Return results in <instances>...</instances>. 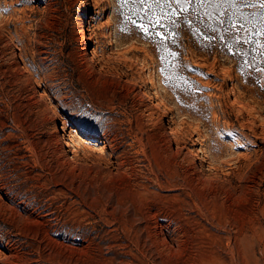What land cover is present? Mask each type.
I'll list each match as a JSON object with an SVG mask.
<instances>
[{
  "label": "rangeland",
  "instance_id": "1",
  "mask_svg": "<svg viewBox=\"0 0 264 264\" xmlns=\"http://www.w3.org/2000/svg\"><path fill=\"white\" fill-rule=\"evenodd\" d=\"M260 69L261 0H0V264H264Z\"/></svg>",
  "mask_w": 264,
  "mask_h": 264
},
{
  "label": "bare ground",
  "instance_id": "2",
  "mask_svg": "<svg viewBox=\"0 0 264 264\" xmlns=\"http://www.w3.org/2000/svg\"><path fill=\"white\" fill-rule=\"evenodd\" d=\"M90 39V38H89ZM46 94V93H45ZM59 129H60V131L62 130L65 134L64 135H62V137H60L59 138V142L60 143H63L62 145H64L63 146V148L64 147H66V148H68L69 150H68V153H70V147H72V145H73V142H67L66 141V132H67V124H65L64 122H63V127L61 128V127H59ZM59 129H58V132H59ZM73 129V128H72ZM71 130V129H70ZM69 131V130H68ZM71 134V133H70ZM72 136L74 135V134H71ZM68 137V136H67ZM69 138V137H68ZM115 144V143H114ZM113 143H110V147H108L107 145H104V147H102V149L100 150L101 151V153L102 154H104L105 155V153L107 152V149L108 148H111V149H114L115 148V145H114ZM61 149V150H64V149ZM64 152H66V156H67V151H66V149L64 150ZM114 153V152H113ZM110 156V155H109ZM68 157V156H67ZM64 158V157H63ZM69 158V157H68ZM65 159V158H64ZM118 165V164H117ZM202 170V169H201ZM211 176V175H210ZM49 217V215H45L43 218H42V220H44V222H46L45 221V219L46 218H48ZM30 219V218H29ZM48 220V219H47ZM40 223V222H39ZM43 223V222H42ZM5 252H3L1 249H0V254L2 255V254H4ZM6 255V254H5Z\"/></svg>",
  "mask_w": 264,
  "mask_h": 264
},
{
  "label": "snow or ice",
  "instance_id": "3",
  "mask_svg": "<svg viewBox=\"0 0 264 264\" xmlns=\"http://www.w3.org/2000/svg\"><path fill=\"white\" fill-rule=\"evenodd\" d=\"M119 2L123 5L126 3H132V2H139V3H144V0H119ZM175 3L180 4L181 0H174ZM201 2H203V0H201ZM208 2H212V0H208ZM233 3L236 2V0H232ZM157 3H159V0H157ZM185 4L191 3V0H184ZM261 7L264 8V0H261ZM181 10H186V8H182ZM160 21L159 19H156L155 21H152V23H156L158 24ZM140 29L145 33L148 34V27H146L145 25H140L139 26ZM260 71H264V69H260Z\"/></svg>",
  "mask_w": 264,
  "mask_h": 264
}]
</instances>
